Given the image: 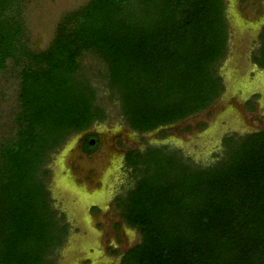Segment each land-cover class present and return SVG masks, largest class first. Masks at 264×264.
<instances>
[{
    "label": "trees",
    "instance_id": "1",
    "mask_svg": "<svg viewBox=\"0 0 264 264\" xmlns=\"http://www.w3.org/2000/svg\"><path fill=\"white\" fill-rule=\"evenodd\" d=\"M24 4L0 0V77L18 85L0 140V264H56L68 225L51 206L47 166L69 137L107 119L97 83L138 134L208 109L225 90L226 2L88 0L39 51ZM251 60L264 70V29ZM221 147L205 167L165 146L127 150L134 183L115 208L139 242L119 264H264V128L225 135Z\"/></svg>",
    "mask_w": 264,
    "mask_h": 264
},
{
    "label": "rangeland",
    "instance_id": "2",
    "mask_svg": "<svg viewBox=\"0 0 264 264\" xmlns=\"http://www.w3.org/2000/svg\"><path fill=\"white\" fill-rule=\"evenodd\" d=\"M86 2L88 0H25L23 18L30 48L38 51L45 49L59 19ZM225 2L229 27L228 51L218 70L225 91L217 103L226 105L227 111L220 112L219 105L216 108L212 106L184 121L164 127L165 139L160 138L156 131L138 134L124 125L118 103L110 98L104 83H97L100 104L106 109L107 119L94 123L91 130L101 134L103 149L95 158L88 157L84 164L102 175V185L92 188L84 179L72 182L67 179V183L62 175L61 168L66 166L74 172L70 158L72 150L77 149V134L69 137L66 144L52 154L47 166L51 173L48 181L51 206L58 217L63 215L64 223L68 225L65 242L55 256L56 264H119L121 255L139 242V235L134 229L122 224L116 230L107 220L110 215L107 207L113 208L114 197L124 195L134 183L132 172L121 164L119 150L137 149L142 152L146 147L165 146L205 167L216 161V156L221 153L223 136L231 133L244 135L264 128V71L250 61L252 50L259 47L255 42L256 31L264 24V12L258 16L256 12L252 13V4H259L260 10L264 0ZM84 64L91 67L97 65L91 59H86ZM17 89V82L10 73L0 77V140L7 137L12 112L17 108ZM250 98L256 100L251 113L246 109V101ZM199 125H206L207 128L200 130ZM76 159L77 163L79 159ZM78 185H83L82 190ZM92 204H98L105 210V215L90 214ZM115 210L113 216L118 220Z\"/></svg>",
    "mask_w": 264,
    "mask_h": 264
},
{
    "label": "flooded vegetation",
    "instance_id": "3",
    "mask_svg": "<svg viewBox=\"0 0 264 264\" xmlns=\"http://www.w3.org/2000/svg\"><path fill=\"white\" fill-rule=\"evenodd\" d=\"M261 6V9L259 10V4H257V3H255V4H252V9H253V12L252 13H255L256 15L257 14H260L261 13V15H262V13L264 12V5L263 4H261L260 5ZM263 7V8H262ZM255 15V17H257ZM262 26H260V29H258L256 32H257V34H256V37H255V42L257 41V43L259 44V35H260V33H261V31L264 29V24H261ZM228 40H229V35H228ZM257 48L258 47H255L253 50H252V52H251V56H252V54L257 50ZM251 56H250V61H251V64L253 65V66H255L257 69H259L254 63H252V60H251ZM227 57V56H226ZM226 59V58H225ZM260 70H262V69H260ZM264 71V70H263ZM225 91V90H224ZM222 96V95H221ZM221 96L219 97V99L221 98ZM219 99L218 100H216L215 101V103L212 105L214 108H216L217 107V105H219V107L221 108V111L220 112H224V111H227L228 110V108H226V105H222V104H220V103H217L218 101H219ZM256 100H257V98H256ZM256 100H252V98H250V99H248V101H246V109L248 110V112H253V111H250L249 110V108H248V103L249 102H252V103H254ZM211 106V107H212ZM228 107V106H227ZM210 108V107H209ZM208 108V109H209ZM207 110V109H206ZM93 126V125H92ZM91 126V127H92ZM169 126H171V125H169ZM200 126V125H199ZM91 127L89 128V129H87L86 131H83V132H80V133H78L77 135L79 136L78 137V139H77V149H76V151L75 150H72V149H70V150H72V154H73V156L70 158V161H71V167H72V169L74 168V172L72 173V172H70L68 169H67V166H66V168H61L62 169V175L64 176V178H65V181L68 183L69 181L70 182H72V181H74V180H81V179H84L85 180V182L86 183H88V184H90L91 185V187L92 188H96L97 186L96 185H98V187H100V185H102V182H101V180H100V177L102 176V175H99L97 172H96V169L95 168H90L88 165L86 166V164H84V161L86 160V159H88V157L89 158H91V159H93V158H95V155H97L102 149H103V142H102V137H101V134L98 132V131H92L91 130ZM166 127H168V126H166ZM165 127V128H166ZM205 127L207 128V126L205 125ZM205 127H204V129H205ZM164 127H162V128H159V129H157V130H154V131H152V132H155L156 131V133L158 134V136H160V134L162 133V132H164L165 133V136H163V137H161L160 136V138H166L167 137V134H166V130H164L163 129ZM199 128V127H198ZM200 129V128H199ZM204 129H200V130H204ZM150 133V132H149ZM85 141H87V144L89 145V146H91V147H94L95 146V148H94V150L93 151H91V152H88L87 151V146H86V142ZM66 144V142L63 144V146ZM62 146V147H63ZM61 147V148H62ZM147 148V147H146ZM123 149V148H122ZM127 150H129V149H124V150H122V151H120L119 150V152L121 153V164H122V166H123V168H125V169H127V170H130V169H128L127 167H126V165H125V155H126V152H127ZM132 150H137V149H132ZM140 151V150H139ZM76 158H78L79 160L77 161V163H76ZM74 159H76V160H74ZM90 172H92V174H90ZM130 172H131V170H130ZM51 176V175H50ZM72 178H74L73 180H72ZM67 179H69V181L67 180ZM77 185V184H76ZM78 188H79V190H82V188H83V185H78L77 186ZM97 187V188H98ZM94 190V189H93ZM117 197H119V196H115L114 197V199H113V203H114V206H113V208H111V209H109L108 207H107V211H109L110 212V215L108 216V215H106V217H107V220H108V223H110L116 230H119L120 228H121V226H122V224H124V222L121 220V218L119 217V215H118V213H116V216H118V220H116L115 218H114V216H113V212H114V209H116L115 208V198H117ZM108 206V205H107ZM105 210H102V208L98 205V204H92L91 205V207H90V214H100V215H105V212H104ZM116 211V210H115ZM100 224H101V226L103 225V222H99ZM125 225V224H124ZM120 263V262H119Z\"/></svg>",
    "mask_w": 264,
    "mask_h": 264
}]
</instances>
